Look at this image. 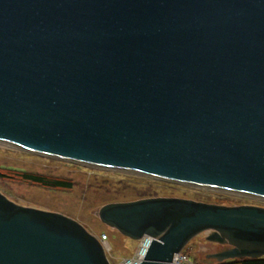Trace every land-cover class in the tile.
I'll list each match as a JSON object with an SVG mask.
<instances>
[{
    "label": "water",
    "instance_id": "obj_1",
    "mask_svg": "<svg viewBox=\"0 0 264 264\" xmlns=\"http://www.w3.org/2000/svg\"><path fill=\"white\" fill-rule=\"evenodd\" d=\"M0 140L63 160L264 199V0H0ZM100 220L169 264L264 256V207L154 196ZM0 264H110L75 220L0 191Z\"/></svg>",
    "mask_w": 264,
    "mask_h": 264
},
{
    "label": "rangeland",
    "instance_id": "obj_2",
    "mask_svg": "<svg viewBox=\"0 0 264 264\" xmlns=\"http://www.w3.org/2000/svg\"><path fill=\"white\" fill-rule=\"evenodd\" d=\"M12 168L37 172L51 177L70 179V189L48 188L20 180L17 177H0V191L15 203L63 214L79 223L97 239L105 234L111 245L110 257L130 255L137 244L117 229L103 223L98 217L99 208L109 202L128 201L144 198L148 190L157 196H173L216 203L221 198L225 205L254 204L264 207V199L228 192L221 189L193 187L190 185L160 180L115 169L101 168L85 163L40 155L12 146L0 140V173ZM140 178L153 180L148 183ZM158 181V182H157ZM171 184L164 186L162 183ZM155 189V190H154ZM210 230H204L185 245L191 259L213 260L212 254L226 248V244L207 239ZM98 236V237H97ZM199 262V263H198ZM202 264L201 261H197Z\"/></svg>",
    "mask_w": 264,
    "mask_h": 264
},
{
    "label": "trees",
    "instance_id": "obj_3",
    "mask_svg": "<svg viewBox=\"0 0 264 264\" xmlns=\"http://www.w3.org/2000/svg\"><path fill=\"white\" fill-rule=\"evenodd\" d=\"M3 173H0V177H17L20 180H24L29 183L38 184L42 186H46L48 188H61V189H70L73 185V182L70 179L61 178V177H51L48 175H43L37 172L32 171H21V170H15L12 168H6L3 169ZM148 183H151L153 180L147 179V178H140ZM158 182V181H157ZM162 183L164 186H169L171 184H167L165 182H159ZM155 190V189H154ZM148 195L145 197H154L157 196L158 193L152 192L150 189L148 190ZM221 198H218L217 204H223ZM188 248L184 251L186 254L188 253ZM193 260L197 263V261H201L202 264H264V256L261 257H240V258H233V259H227L223 261H217L216 259L213 260H206L202 261L195 257ZM199 263V262H198Z\"/></svg>",
    "mask_w": 264,
    "mask_h": 264
},
{
    "label": "built area",
    "instance_id": "obj_4",
    "mask_svg": "<svg viewBox=\"0 0 264 264\" xmlns=\"http://www.w3.org/2000/svg\"><path fill=\"white\" fill-rule=\"evenodd\" d=\"M153 238L155 237L144 234L137 240L136 247L130 255L120 257L118 259L110 257L111 247L107 241L106 235L102 234L98 239L102 244V247L107 255L110 264H138V262L141 261L144 255L146 254L150 242ZM169 264H198V263H196L193 259H191L189 255L186 254L183 250H180L179 252L173 254Z\"/></svg>",
    "mask_w": 264,
    "mask_h": 264
},
{
    "label": "bare ground",
    "instance_id": "obj_5",
    "mask_svg": "<svg viewBox=\"0 0 264 264\" xmlns=\"http://www.w3.org/2000/svg\"><path fill=\"white\" fill-rule=\"evenodd\" d=\"M219 189V188H218ZM222 190V189H221ZM229 192H233V191H229ZM240 194H242V193H240ZM105 252V251H104ZM105 255H106V253H105ZM106 257H107V255H106Z\"/></svg>",
    "mask_w": 264,
    "mask_h": 264
}]
</instances>
